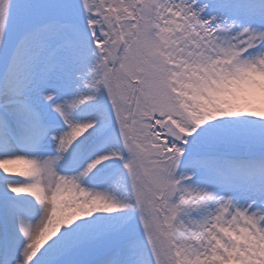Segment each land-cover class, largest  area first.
Listing matches in <instances>:
<instances>
[{
  "label": "snow or ice",
  "instance_id": "6c2138e0",
  "mask_svg": "<svg viewBox=\"0 0 264 264\" xmlns=\"http://www.w3.org/2000/svg\"><path fill=\"white\" fill-rule=\"evenodd\" d=\"M0 264H264V0H0Z\"/></svg>",
  "mask_w": 264,
  "mask_h": 264
}]
</instances>
